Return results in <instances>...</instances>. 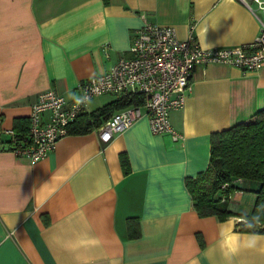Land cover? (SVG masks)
<instances>
[{"label":"crops","instance_id":"0c3cea01","mask_svg":"<svg viewBox=\"0 0 264 264\" xmlns=\"http://www.w3.org/2000/svg\"><path fill=\"white\" fill-rule=\"evenodd\" d=\"M144 19L227 48L256 38L264 10L252 0H0V143L40 92L70 102L80 82L130 57ZM190 82L169 113L181 141L152 134L144 116L106 144L96 128L68 132L37 161L0 150V264H264V233L236 227L258 184L232 179L224 221L199 217L184 184L207 168L211 134L264 109V66L199 64ZM92 100L84 112L108 103L88 110Z\"/></svg>","mask_w":264,"mask_h":264},{"label":"built area","instance_id":"2783aa9c","mask_svg":"<svg viewBox=\"0 0 264 264\" xmlns=\"http://www.w3.org/2000/svg\"><path fill=\"white\" fill-rule=\"evenodd\" d=\"M252 1L257 10H264V0ZM129 51L130 57L119 58L105 73L80 82L70 102L52 89L40 92L31 106L26 140L10 132V140L0 143V150H10L32 161L45 158L88 103L106 94H134L142 98V103L114 112L98 126L102 143L110 142L144 116L152 134H168L173 142L181 141L183 135L173 128L169 113L182 108L192 91L190 77L195 66L224 64L243 72L259 70L264 66V24L250 43L203 48L192 33L181 40L173 27L144 19L133 32Z\"/></svg>","mask_w":264,"mask_h":264},{"label":"trees","instance_id":"16d2710c","mask_svg":"<svg viewBox=\"0 0 264 264\" xmlns=\"http://www.w3.org/2000/svg\"><path fill=\"white\" fill-rule=\"evenodd\" d=\"M142 98L134 94L115 97L112 101L90 111L83 112L69 125L68 132L87 133L105 122L114 112L130 105L141 104ZM29 119L14 120V134L26 140ZM123 173H128V161L119 155ZM244 179L258 184L255 202L250 213L238 221L241 232L264 233V109L258 110L247 119L210 136V155L207 168L194 177L184 179L191 197L192 206L199 217L215 216L224 221L234 216L229 210V196L236 189L232 179ZM226 184L224 189L221 186ZM129 237L139 236L138 222L127 220Z\"/></svg>","mask_w":264,"mask_h":264},{"label":"rangeland","instance_id":"374dc122","mask_svg":"<svg viewBox=\"0 0 264 264\" xmlns=\"http://www.w3.org/2000/svg\"><path fill=\"white\" fill-rule=\"evenodd\" d=\"M114 98H115V95L106 94V95H102V97H98L96 99H93L92 102L88 106V110H93V109L101 106L103 103L110 102Z\"/></svg>","mask_w":264,"mask_h":264}]
</instances>
